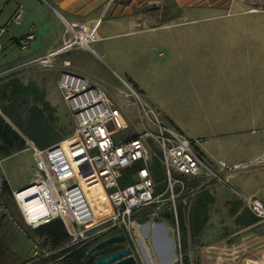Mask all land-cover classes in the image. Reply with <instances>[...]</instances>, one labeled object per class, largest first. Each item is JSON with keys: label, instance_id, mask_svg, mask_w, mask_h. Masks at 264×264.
Segmentation results:
<instances>
[{"label": "crops", "instance_id": "obj_1", "mask_svg": "<svg viewBox=\"0 0 264 264\" xmlns=\"http://www.w3.org/2000/svg\"><path fill=\"white\" fill-rule=\"evenodd\" d=\"M0 4L3 23L17 5L21 7L19 22L9 23L1 39L2 44L14 43L19 56L17 66L60 44L65 35L64 21L87 26L97 22L92 51L73 48L63 52L59 71L51 73L50 67L40 66L31 70L18 68L16 75L24 78L23 84L31 82L50 104L63 101L57 78L65 68L86 75L104 88L93 71L101 60L118 79L132 83L172 125L190 138L201 139L198 148L213 165L218 161L237 163L264 154L261 137L237 135L242 124L264 118V40L261 35L258 37L264 22L171 19L141 25L137 16L131 14L135 7L131 0H0ZM223 32H250V36L224 38ZM25 35L31 38L28 48L21 49L12 39ZM121 123L123 129L124 118ZM113 136L129 137L115 133ZM25 150L30 148L0 154V163ZM31 155L32 172L15 181L9 171L2 170L0 186L5 181L13 190L30 183L36 175L32 151ZM226 178L245 196H264V163L235 170ZM2 198L9 215L14 207L23 222L10 194L6 197L4 193Z\"/></svg>", "mask_w": 264, "mask_h": 264}, {"label": "built area", "instance_id": "obj_2", "mask_svg": "<svg viewBox=\"0 0 264 264\" xmlns=\"http://www.w3.org/2000/svg\"><path fill=\"white\" fill-rule=\"evenodd\" d=\"M2 8L0 4V12ZM20 17L21 7L17 5L5 23L0 21V47L7 25L19 22ZM96 25L97 22L87 26L64 21L65 35L61 43L31 61L44 65L54 56L73 48L92 51ZM30 38V35L18 37L17 44L21 49H27ZM126 85L127 95L136 106L140 127L129 137L115 139L113 129L122 128V123H117L115 118L119 117L121 122L123 118L115 111V105L105 91L86 75L62 69L57 86L74 122L73 134L44 148L37 147L25 137L32 149L36 175L27 185L11 190L10 196L27 226L34 228L60 218L70 235V243L82 239V244L91 240L98 234L88 236V231L108 221V227L115 228L116 232L100 239L122 234L128 240L124 246L131 248L136 264H184L178 208L181 204L189 209L192 197L189 202L186 198L200 186H190V181L199 177L215 178L236 191L226 175L264 163V154L237 163L218 161L212 166L198 148L201 139L188 137L136 89L128 83ZM68 141L81 145L95 177L106 190L110 211L99 221L83 183L78 179L80 171L65 145ZM153 157L162 167V180L155 179ZM128 168H134L129 173L131 182L121 185L120 177ZM161 183L163 186L159 189ZM238 193L253 211L264 215L261 199ZM0 205L9 213L3 198H0ZM153 229L157 231V239L153 238ZM159 244L164 245L163 248L159 249ZM42 252L43 256L49 254ZM211 264H264V258L246 255L231 262L217 256Z\"/></svg>", "mask_w": 264, "mask_h": 264}, {"label": "rangeland", "instance_id": "obj_3", "mask_svg": "<svg viewBox=\"0 0 264 264\" xmlns=\"http://www.w3.org/2000/svg\"><path fill=\"white\" fill-rule=\"evenodd\" d=\"M177 1L182 8V13L173 18L176 20L194 22L217 19H250L264 22V0H218V4H209L206 2L207 0ZM203 1L206 3H203ZM131 2L135 4V7L131 8V14L137 16V21L141 25L153 24L176 12V7L170 6L169 9L167 8L168 3L166 0H131ZM221 34V37L224 38L227 36H250V32H223ZM260 35L262 40H264V27L259 29L258 37ZM12 40L17 43L16 38ZM13 44L3 43L0 47V70L6 69L4 72H0V114L11 122L18 131L19 129L16 125L3 113V107L11 109L21 104V109L24 111L25 108L23 107L25 105L27 108L34 105L43 115L45 125L49 128V137H57L56 140L51 142L54 143L70 137L73 134L74 122L63 101L59 100L57 104L52 105L40 94L38 95V93L31 91L26 98L27 102L23 103L20 97L16 96L15 93L13 94L14 85L23 84L24 81L23 77L16 75L18 68L31 70L38 66L50 67L51 73L53 72L52 70L57 72L60 69L59 65H61V56L63 54L54 56L52 60L44 65L38 61L29 60L25 64L17 66L16 63L19 56ZM93 71L97 72L99 79L104 83V88L99 86L115 104V111L125 120L124 128L115 127L113 132L118 137L123 135L131 136L140 127L136 106L132 104V99L127 95L128 87L126 83L135 89L134 85L126 79H118L101 60L95 63ZM240 130L241 132L237 135L261 137V149L264 150V118L256 122L249 121L242 124ZM25 146L32 151L29 143H26ZM30 150L20 151L1 162L0 172L2 170L9 171L15 181L20 180L28 173L30 174L32 172L30 168L32 159ZM73 160L77 162L80 171L78 179L82 181L83 188L97 215L96 220L99 221L104 217L105 212H102V210L110 211L107 209L109 201L106 190L100 180L93 176L92 171L88 167H79L82 165L80 158ZM151 163L154 171L157 172L159 180H162L164 173L158 160L153 157ZM210 164L213 166L212 163ZM257 165L261 164L252 165L245 169H250ZM229 182L232 185L231 180ZM197 184H200V186L193 190V194H188L186 201L189 202L192 197L191 204L200 191H208L206 222L196 234H191L188 231V209L186 206L183 208L182 215L187 227V233L183 235L178 214L180 237L181 239L184 237L186 240L185 251L190 264H211L217 256H221L231 262L246 255L264 258V215L257 213L255 221L246 223L242 214L244 209L249 208V205L239 195L238 192L240 191L238 188L234 187L238 191L236 192L215 178L205 177L195 178L190 181V186H196ZM162 186L161 183L158 188L161 189ZM9 194L6 193V197ZM256 197L264 202V196L256 195ZM11 208L12 213L9 215L10 213L5 212L0 207V264H10L16 260L20 261L21 258H30L35 253L36 248L39 249L40 257L43 250L51 253L60 248V246L54 248L48 242H45L44 236L38 237L35 235L33 227L27 226L24 221L22 222L18 218L14 207ZM250 214L253 215L254 213L251 212ZM108 224V221L101 222L88 231V236L92 234L107 235L116 230L108 227ZM152 235L154 239L158 238L155 229H153ZM81 242L82 239L75 243L81 244ZM127 242L128 240L124 238L123 243Z\"/></svg>", "mask_w": 264, "mask_h": 264}, {"label": "trees", "instance_id": "obj_4", "mask_svg": "<svg viewBox=\"0 0 264 264\" xmlns=\"http://www.w3.org/2000/svg\"><path fill=\"white\" fill-rule=\"evenodd\" d=\"M141 1V0H139ZM168 3V9L170 6L176 7V12L159 20V21H167L171 20L174 17L181 15L182 8L178 5L177 0H166ZM209 4H218V0H207ZM203 2V3H206ZM34 91V93H39L37 88H35L31 83L27 84H20L14 85L13 94L15 93L16 96L20 97L21 100L24 102L26 101L27 96ZM21 104L16 108L8 109L3 107V113L12 121L14 125L19 129V131L28 137L33 143L39 147L43 148L56 140L57 137H49V128L45 125V121L43 120V115L40 110L36 108V106H29L25 108L24 111L21 109ZM26 110V111H25ZM24 112V113H23ZM17 131L12 125L7 122L3 116L0 114V154L1 155H8L16 150L22 149L25 147L26 140L21 135V133ZM134 168H128L123 172V175L120 177V184L125 185L131 182V178L129 173L132 172ZM154 170V169H153ZM154 176L156 180H159L157 176V172L154 171ZM11 190L8 188V185L5 181L1 183L0 186V198H2L3 193H10ZM209 196L208 191L203 190L200 191L195 199L189 206L188 209V231L191 234H196L200 228L204 225L207 219V202ZM183 207L180 204L178 208V214L180 218V224L183 235L187 233V227L185 225V221L183 218ZM253 212L254 214H250ZM243 220L246 223L253 222L257 219V213L251 209V207L244 209L243 211ZM35 235L44 236L45 242H48L52 247L60 248L55 251L51 252L46 256H41L39 258L40 264H92L94 259L107 252L112 250L118 249L125 244L124 239L120 242L114 243L111 246L105 247L101 250L94 252L89 256H85V253L89 246L95 243L96 240L100 239L101 237L105 236V234H99L88 240L82 244H76L75 242L70 243V235L60 218L51 219L45 223L38 225L37 227L33 228ZM116 232L114 230L111 233ZM186 240L184 237L181 239L182 246L184 248V264H190L188 261L187 253L185 251ZM64 245V246H62ZM62 246V247H61Z\"/></svg>", "mask_w": 264, "mask_h": 264}, {"label": "water", "instance_id": "obj_5", "mask_svg": "<svg viewBox=\"0 0 264 264\" xmlns=\"http://www.w3.org/2000/svg\"><path fill=\"white\" fill-rule=\"evenodd\" d=\"M3 118L5 119L4 116ZM6 121L9 122L8 120ZM9 123L11 124V122ZM12 127L14 126L12 125ZM123 239V235L120 233L108 235L89 246L85 256L87 257L94 252L120 242ZM92 264H136V262L134 257L131 255V248L129 246H122L118 249L97 256Z\"/></svg>", "mask_w": 264, "mask_h": 264}, {"label": "bare ground", "instance_id": "obj_6", "mask_svg": "<svg viewBox=\"0 0 264 264\" xmlns=\"http://www.w3.org/2000/svg\"><path fill=\"white\" fill-rule=\"evenodd\" d=\"M115 121H117V123L121 124V120L119 117H116ZM65 145L67 146V149L69 150V154L72 157V159L77 160L80 158L82 160V165L79 167H88L90 169V171H92L93 176L95 177L93 170H92V167H91V165H90V163L86 157L85 151L81 147V145L79 143L73 142V141H68L67 143H65ZM163 246L164 245L159 244L158 248L161 249V247L163 248ZM159 255H160V258L162 259V257H161L162 254L160 253V251H159Z\"/></svg>", "mask_w": 264, "mask_h": 264}, {"label": "flooded vegetation", "instance_id": "obj_7", "mask_svg": "<svg viewBox=\"0 0 264 264\" xmlns=\"http://www.w3.org/2000/svg\"><path fill=\"white\" fill-rule=\"evenodd\" d=\"M6 205V204H5ZM0 206H2V205H0ZM5 212H7L6 210H5ZM50 254V253H49ZM43 256V255H42ZM39 258H40V255H39V253H38V251L37 252H35L34 254H33V256L32 257H30V258H21L20 259V261H14V262H11L10 264H40L39 263Z\"/></svg>", "mask_w": 264, "mask_h": 264}]
</instances>
